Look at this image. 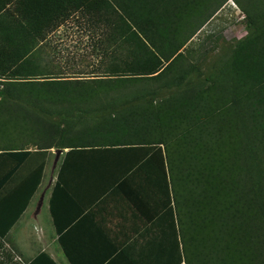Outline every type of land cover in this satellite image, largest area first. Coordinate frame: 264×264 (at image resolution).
I'll return each instance as SVG.
<instances>
[{"label":"trees","instance_id":"1","mask_svg":"<svg viewBox=\"0 0 264 264\" xmlns=\"http://www.w3.org/2000/svg\"><path fill=\"white\" fill-rule=\"evenodd\" d=\"M34 1L0 13V200L24 209L49 150H65L48 210L70 264L72 190L88 174L142 187L168 219L151 264H264V0H231L247 32L207 60L182 51L228 0ZM77 14L102 19L107 78L49 77L42 44Z\"/></svg>","mask_w":264,"mask_h":264},{"label":"crops","instance_id":"2","mask_svg":"<svg viewBox=\"0 0 264 264\" xmlns=\"http://www.w3.org/2000/svg\"><path fill=\"white\" fill-rule=\"evenodd\" d=\"M0 2L4 3L0 13L7 10L15 14L18 8L23 13L35 12L34 0ZM63 152L54 151L47 156L53 164L51 174L43 182L44 165L39 185L24 209L18 199L0 200V264H30L40 254L54 264H70L60 248L48 210ZM77 178L80 182L73 186L75 199L70 204L68 225L70 253L75 264H151L158 254L165 252L167 256L168 243L163 242V233H167L168 219L158 215L156 204L144 197L142 187L128 182L113 190L102 174ZM88 179L94 183L85 182ZM13 187L11 183L6 186ZM173 221L174 216L171 228Z\"/></svg>","mask_w":264,"mask_h":264},{"label":"rangeland","instance_id":"3","mask_svg":"<svg viewBox=\"0 0 264 264\" xmlns=\"http://www.w3.org/2000/svg\"><path fill=\"white\" fill-rule=\"evenodd\" d=\"M84 15V14H83ZM98 17L77 14L69 17L46 37L42 57L49 64L52 79L91 80L107 78L113 62L107 49ZM103 20V24H104ZM247 32L243 15L228 0L185 44L182 53L196 60H207L217 53V46L233 43ZM109 47V46H108ZM206 58V59H205ZM207 62V61H206ZM205 62V63H206ZM27 147V146H26ZM28 150L34 147L28 146ZM55 149L49 150V155ZM52 160L46 159L43 182L51 174ZM48 179V178H47Z\"/></svg>","mask_w":264,"mask_h":264},{"label":"water","instance_id":"4","mask_svg":"<svg viewBox=\"0 0 264 264\" xmlns=\"http://www.w3.org/2000/svg\"><path fill=\"white\" fill-rule=\"evenodd\" d=\"M231 1V0H230Z\"/></svg>","mask_w":264,"mask_h":264}]
</instances>
